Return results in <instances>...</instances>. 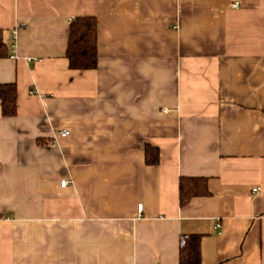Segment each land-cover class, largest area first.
Segmentation results:
<instances>
[{
    "label": "crops",
    "instance_id": "crops-1",
    "mask_svg": "<svg viewBox=\"0 0 264 264\" xmlns=\"http://www.w3.org/2000/svg\"><path fill=\"white\" fill-rule=\"evenodd\" d=\"M0 30V264H178L192 233L202 264H264V0H0ZM182 176L209 193L181 206Z\"/></svg>",
    "mask_w": 264,
    "mask_h": 264
},
{
    "label": "trees",
    "instance_id": "trees-1",
    "mask_svg": "<svg viewBox=\"0 0 264 264\" xmlns=\"http://www.w3.org/2000/svg\"><path fill=\"white\" fill-rule=\"evenodd\" d=\"M8 55L7 44L0 30V58ZM65 55L71 69L89 70L97 65V21L94 16H76L72 19L68 29ZM16 86L14 83L0 84V103L3 116L16 114ZM145 162L156 165L159 153L156 147L147 145L145 148ZM207 179L202 176H182L178 181V198L181 206L187 204L191 198L207 195ZM185 237L184 245L178 252V264L201 263V235L192 233Z\"/></svg>",
    "mask_w": 264,
    "mask_h": 264
},
{
    "label": "built area",
    "instance_id": "built-area-1",
    "mask_svg": "<svg viewBox=\"0 0 264 264\" xmlns=\"http://www.w3.org/2000/svg\"><path fill=\"white\" fill-rule=\"evenodd\" d=\"M10 55H11V57L15 56V45H14V43L11 45V53H10ZM58 134L61 135V136H65V135L68 134V131L67 130H63V131H60ZM66 183H67L66 181H61L60 185L64 186ZM137 210H138V212H140L142 210V203H139L137 205ZM216 226L220 227V223H217ZM184 242H185V237L183 236V237H181V239L179 241L180 246L184 245Z\"/></svg>",
    "mask_w": 264,
    "mask_h": 264
}]
</instances>
